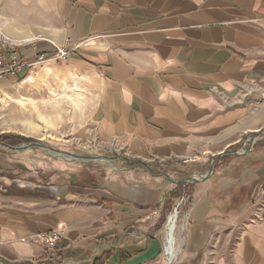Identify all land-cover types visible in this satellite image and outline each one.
<instances>
[{"label":"crops","instance_id":"crops-1","mask_svg":"<svg viewBox=\"0 0 264 264\" xmlns=\"http://www.w3.org/2000/svg\"><path fill=\"white\" fill-rule=\"evenodd\" d=\"M0 32L24 59L65 47L63 65L94 74L91 122L116 157L215 160L172 264H264V0H0ZM19 161L0 148V264H164L163 177L29 184ZM53 228L52 253L29 240Z\"/></svg>","mask_w":264,"mask_h":264},{"label":"rangeland","instance_id":"rangeland-1","mask_svg":"<svg viewBox=\"0 0 264 264\" xmlns=\"http://www.w3.org/2000/svg\"><path fill=\"white\" fill-rule=\"evenodd\" d=\"M48 64L45 62L25 72L19 81L0 83V148L15 153L20 160L22 171L17 172V180H24L29 184L37 182L57 184L77 180L79 183L99 185L105 178L119 177L129 168L137 169L145 175L160 173L164 184L171 188L170 195L164 200L165 209L158 225L161 237L160 250L164 264L165 262L172 264L174 259L172 261L167 259L164 245L169 216L175 213L178 218V230H181L178 232L179 241L186 228L181 219L188 217L195 196V185L206 172L195 165H190L191 162L188 161L182 162L183 168L177 170L161 169L149 164L148 167L144 164H129L120 156L116 157L113 151L98 144L91 122V111L97 98L94 74L65 66L61 60H53ZM73 90L79 94L75 103H71L68 97ZM29 142L45 144L72 155L99 156L105 158L103 160H107L106 162L112 166L99 161L60 159L36 146L22 150L8 148ZM18 156L23 157L19 159ZM109 157L116 158L111 160ZM27 163H30L31 167H26ZM187 164L189 166H186ZM148 168L153 171L150 172ZM22 172L23 176H20ZM191 176H198L199 180H185Z\"/></svg>","mask_w":264,"mask_h":264},{"label":"built area","instance_id":"built-area-1","mask_svg":"<svg viewBox=\"0 0 264 264\" xmlns=\"http://www.w3.org/2000/svg\"><path fill=\"white\" fill-rule=\"evenodd\" d=\"M17 48V44L11 42L0 32V78L15 76L24 69L31 71L49 60L65 61L70 55L69 48L56 47L52 53H39L34 58L27 60L19 55ZM61 239L62 231L58 228L38 232L29 237L30 241L43 244L46 250L51 253L55 250Z\"/></svg>","mask_w":264,"mask_h":264},{"label":"bare ground","instance_id":"bare-ground-1","mask_svg":"<svg viewBox=\"0 0 264 264\" xmlns=\"http://www.w3.org/2000/svg\"><path fill=\"white\" fill-rule=\"evenodd\" d=\"M12 41V40H11ZM64 79V78H63ZM64 81H65V79H64ZM62 84H64V83H62ZM67 84V83H66ZM76 84V83H75ZM69 85V84H68ZM75 86V85H74ZM68 87V86H67ZM70 87V86H69ZM78 87V86H77ZM73 88V87H72ZM76 89V88H75ZM72 93L70 94V92H69V94L70 95H68V97L70 98V101H71V103H75V102H77V100H78V97H79V94H78V92H76V91H71ZM44 145V144H43ZM42 150H45L47 153H52V154H54V156H56L57 158H71V159H73V157L72 156H70V155H67L66 153H62V152H60V151H57V152H53V151H49V150H46L45 148H41ZM107 158V157H106ZM80 160H86L87 158L86 157H81V158H79ZM103 159H105V158H100L99 156H93V157H91V161H99L100 163H102V164H108L109 166H112V164L111 163H108V162H106L105 160H103ZM102 161V162H101ZM195 177H198V176H195ZM174 210H176V208L174 209ZM178 218H177V216H176V214L175 213H172L170 216H169V219H168V224H167V231H166V239H165V243H164V245H165V254H166V256H167V259L169 260V261H172L174 258H175V256H176V254H177V251H178V236H179V234H178V232H180L178 229ZM181 222H183V225L185 226V224H186V217H183L182 219H181ZM182 225V226H183ZM180 228H182V227H180ZM183 229H184V227H183ZM168 264V263H167Z\"/></svg>","mask_w":264,"mask_h":264},{"label":"water","instance_id":"water-1","mask_svg":"<svg viewBox=\"0 0 264 264\" xmlns=\"http://www.w3.org/2000/svg\"><path fill=\"white\" fill-rule=\"evenodd\" d=\"M32 146H36V147H39V148H45L46 150H49V151H53V152H57V151H60V152H62V153H66L67 155H70V156H72L73 157V159H75V160H77V159H79V158H81V157H83V156H78V155H72V154H69V153H67V152H64V151H61V150H59V149H57V148H52V147H48L47 145H43V144H41V143H35V142H29V143H27V144H21V145H19V146H8V148H11V149H13V150H22V149H26V148H29V147H32ZM105 157H108V156H105ZM87 159L86 160H91V157L90 156H87L86 157ZM111 160H114L116 157H109ZM214 163H215V160H213L212 161V163H211V167H210V169L208 170V172L205 174V175H202L200 178L201 179H205L207 176H208V174L210 173V172H212V169H213V165H214ZM145 166H147V164H144ZM148 167V166H147ZM148 170L150 171V172H152L153 170H151V169H149L148 168ZM157 175H159L160 173H156ZM196 180V181H198L199 180V178L198 177H194V176H191V177H189V178H186L185 180ZM176 208V207H175Z\"/></svg>","mask_w":264,"mask_h":264},{"label":"trees","instance_id":"trees-1","mask_svg":"<svg viewBox=\"0 0 264 264\" xmlns=\"http://www.w3.org/2000/svg\"><path fill=\"white\" fill-rule=\"evenodd\" d=\"M23 77L18 78V81L21 80ZM109 258V253L106 252L105 254H102L100 257L94 259L92 264H105L106 261Z\"/></svg>","mask_w":264,"mask_h":264}]
</instances>
